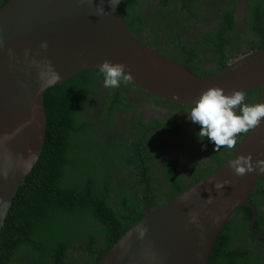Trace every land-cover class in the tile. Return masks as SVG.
Returning a JSON list of instances; mask_svg holds the SVG:
<instances>
[{
  "label": "water",
  "instance_id": "95a60500",
  "mask_svg": "<svg viewBox=\"0 0 264 264\" xmlns=\"http://www.w3.org/2000/svg\"><path fill=\"white\" fill-rule=\"evenodd\" d=\"M123 1L10 0L0 9V238L45 146V94L75 75L110 61L125 65L137 87L175 104L193 106L209 88L226 95L261 88L264 103V48L199 77L136 37L120 12ZM249 155L253 164L264 160V121L210 177L156 210L147 206L135 225L126 223L119 240L91 264H209L223 229L239 208L252 206L248 198L263 173L237 176L231 167ZM218 182L225 187L215 189Z\"/></svg>",
  "mask_w": 264,
  "mask_h": 264
},
{
  "label": "trees",
  "instance_id": "16d2710c",
  "mask_svg": "<svg viewBox=\"0 0 264 264\" xmlns=\"http://www.w3.org/2000/svg\"><path fill=\"white\" fill-rule=\"evenodd\" d=\"M9 1L0 0V9ZM198 1L175 0V4L181 3L184 8L195 11L197 4L193 6V3ZM137 2L124 0L120 5V12L131 32L133 24L128 7ZM248 10L246 15L251 18L248 28L253 36L246 33L243 38L237 37L233 15L229 14L215 33L203 35L202 52L196 48L188 50L187 45L195 44H191V39H186L188 37L183 34L178 36L181 41L179 46L186 57L175 55L161 45H148L152 48L155 46L157 52L197 76H210L223 70L238 56L264 48V0H248ZM185 28L188 33L189 26ZM199 39L195 38L196 42ZM139 40L143 39L139 37ZM246 40L254 47L243 51L241 44ZM182 42L186 45L183 46ZM235 50L237 52L231 53ZM209 53L215 58L216 68L205 71L194 61L200 54L206 56ZM97 73L99 70L83 72L46 92L48 128L45 146L25 185L19 189L6 220L0 238V264H91L101 260L119 240L126 223L132 226L145 215L146 199L149 197L147 187L144 185L142 191L146 195L140 199L138 194L130 193L122 174L117 172L125 163L127 165L123 168L138 165L142 169L144 158L140 159L139 156L148 160L153 156L138 148L140 139L136 136L134 144H130V138H126L113 146L112 153L98 152L99 148L94 146L89 136L93 130H99L96 128L98 123H94V118H85L83 107L82 111L77 108L82 91L94 83L88 76H96ZM128 84L152 96L130 81ZM260 95L261 88H258L245 96L258 97V104ZM248 133H242V139L235 144L233 153ZM105 160L106 163L110 162L109 166L104 171L96 170V161ZM132 176L133 173L128 179ZM150 177L151 172L148 180L153 181ZM179 193L170 195V198L177 197ZM216 249L217 246L209 264L214 262Z\"/></svg>",
  "mask_w": 264,
  "mask_h": 264
},
{
  "label": "flooded vegetation",
  "instance_id": "af4514ba",
  "mask_svg": "<svg viewBox=\"0 0 264 264\" xmlns=\"http://www.w3.org/2000/svg\"><path fill=\"white\" fill-rule=\"evenodd\" d=\"M195 4L194 11L184 8L181 3L175 4V0H138L128 7L132 32L147 45H161L175 55L184 57L186 54L179 46L181 41L178 36L183 34L188 37L186 39H191V44H195L187 45L188 50L196 48L202 52L203 35L215 33L229 14L233 15L237 37L243 38L246 33L253 36L248 28L251 18L246 15L249 12L248 0H199L193 6ZM187 25L190 29L188 33L185 31ZM195 38H200L199 42ZM249 43L244 41L240 49H252L254 46ZM182 45L186 44L182 42ZM234 52L237 51L231 53ZM214 60L209 53L206 56L200 54L194 62L203 70L210 71L216 68ZM100 75L88 76L94 83L82 91L77 108L81 110L83 107L85 118H94V123H98L96 128L99 130L95 129L89 135L94 146L99 148L98 152H111L113 146L126 138H130V144H134L136 136L140 139L138 148L153 156L151 160L139 156L140 159L144 158L142 169L138 165L123 168L127 165L125 163L117 172L122 174L130 193L138 194L140 199L146 195L142 191L144 185L147 187L149 197L145 210L147 206L151 210L162 207L174 199L170 195L182 193L210 177L229 160L227 158L242 139L243 134L240 133L232 149L224 146L215 150L214 144L206 139L203 142L199 140V126L188 117L192 106L149 96L128 83H122L116 89L106 88ZM257 98L245 96V103L254 105ZM99 112L106 116L102 117ZM109 163L106 160L96 161L95 169L104 171ZM110 167H113L112 164ZM150 172L153 181L148 180ZM131 173L133 176L128 179ZM248 201L253 207L238 209L223 229L213 264H264V173Z\"/></svg>",
  "mask_w": 264,
  "mask_h": 264
},
{
  "label": "clouds",
  "instance_id": "9594fccd",
  "mask_svg": "<svg viewBox=\"0 0 264 264\" xmlns=\"http://www.w3.org/2000/svg\"><path fill=\"white\" fill-rule=\"evenodd\" d=\"M103 11L100 9L101 13ZM42 47L46 48L47 44H43ZM99 73L103 76V84L106 88L116 89L122 83L127 84L131 80L130 73L125 74V65L113 64L110 61L103 62ZM59 79V75L53 71V80ZM188 117L192 123L199 126L200 131L197 135L201 142L206 139L215 145V150L224 146L232 149L238 134L248 133L264 121V103L247 104L243 92L235 91L226 95L220 88H209L191 107ZM231 167L237 176L255 172L257 168L264 173V160H258L253 164L250 155L240 156L231 161ZM214 187L217 190L223 189L225 183L218 182Z\"/></svg>",
  "mask_w": 264,
  "mask_h": 264
},
{
  "label": "bare ground",
  "instance_id": "6f19581e",
  "mask_svg": "<svg viewBox=\"0 0 264 264\" xmlns=\"http://www.w3.org/2000/svg\"><path fill=\"white\" fill-rule=\"evenodd\" d=\"M144 223V222H143ZM136 230V229H135ZM134 232V231H133ZM133 232H131V233H129L126 237H125V239L122 241V243L133 233ZM121 243V244H122Z\"/></svg>",
  "mask_w": 264,
  "mask_h": 264
},
{
  "label": "rangeland",
  "instance_id": "374dc122",
  "mask_svg": "<svg viewBox=\"0 0 264 264\" xmlns=\"http://www.w3.org/2000/svg\"><path fill=\"white\" fill-rule=\"evenodd\" d=\"M139 221H141V220H139ZM139 221H138V222H139ZM133 222H134V221H133ZM134 223H135V222H134Z\"/></svg>",
  "mask_w": 264,
  "mask_h": 264
}]
</instances>
